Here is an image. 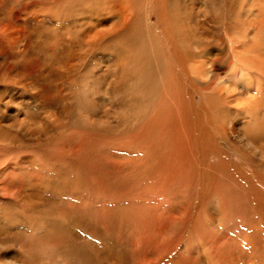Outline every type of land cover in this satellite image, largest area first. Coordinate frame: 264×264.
Listing matches in <instances>:
<instances>
[{
    "label": "bare ground",
    "instance_id": "6f19581e",
    "mask_svg": "<svg viewBox=\"0 0 264 264\" xmlns=\"http://www.w3.org/2000/svg\"><path fill=\"white\" fill-rule=\"evenodd\" d=\"M13 11L22 40L0 70L22 63L40 110L22 118L25 141L51 143L65 120L90 137L150 141L153 195L188 235L264 216V0H14L0 22L14 24Z\"/></svg>",
    "mask_w": 264,
    "mask_h": 264
},
{
    "label": "rangeland",
    "instance_id": "374dc122",
    "mask_svg": "<svg viewBox=\"0 0 264 264\" xmlns=\"http://www.w3.org/2000/svg\"><path fill=\"white\" fill-rule=\"evenodd\" d=\"M11 18L0 22V56L22 40V15ZM20 65L0 70V264H264V216L224 222L220 232L202 222L206 237L171 228L184 221L153 195L150 141L90 137L65 120L61 136L42 145L36 135L30 146L22 118L40 110L22 89Z\"/></svg>",
    "mask_w": 264,
    "mask_h": 264
}]
</instances>
